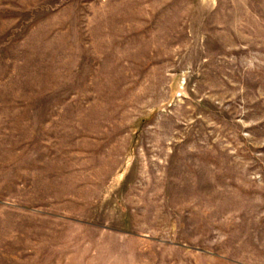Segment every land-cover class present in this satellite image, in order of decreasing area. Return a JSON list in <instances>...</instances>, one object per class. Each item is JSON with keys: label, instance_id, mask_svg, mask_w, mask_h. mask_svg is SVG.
Returning <instances> with one entry per match:
<instances>
[{"label": "rangeland", "instance_id": "374dc122", "mask_svg": "<svg viewBox=\"0 0 264 264\" xmlns=\"http://www.w3.org/2000/svg\"><path fill=\"white\" fill-rule=\"evenodd\" d=\"M0 264H264V0H0Z\"/></svg>", "mask_w": 264, "mask_h": 264}]
</instances>
